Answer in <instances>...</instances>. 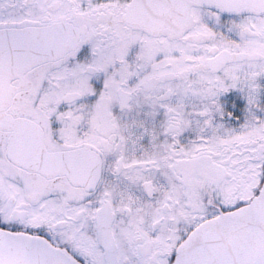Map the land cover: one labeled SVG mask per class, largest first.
<instances>
[{"label": "flooded vegetation", "instance_id": "obj_1", "mask_svg": "<svg viewBox=\"0 0 264 264\" xmlns=\"http://www.w3.org/2000/svg\"><path fill=\"white\" fill-rule=\"evenodd\" d=\"M135 2L0 0V99L4 100L0 111V230L42 240L61 251L73 264H108L104 246L98 239L96 221L105 207L113 214L110 234L116 264H173L177 249L194 229L221 214L246 206L264 184V111L260 109L257 118L241 132L233 131L240 119L224 113L220 120L217 118L220 129L216 135L223 141H213L202 147V152L186 155L180 137H186L187 143L191 140L189 145L212 140L204 135L202 139L195 136L199 127L192 116L190 129L186 128L177 141L170 140L167 147L172 153L168 160H174L176 177L173 175V181L181 187L167 194L158 214L139 211V206H135L136 209L122 207L126 202L123 194H129L126 181L168 169L163 152L154 158L123 152L114 118L119 96L128 92L132 98L142 95L167 106L173 95L164 85L184 81L187 76L204 71L200 68L202 61H186L188 67L180 70L171 63L157 62L163 41L182 43L193 50L202 49L203 60L226 51L247 53L254 57L252 63L264 64V3L232 11L190 6L181 32L175 34L164 27L153 35L147 29L125 23L130 6ZM54 26L63 27L69 33L65 40L71 35L72 45L65 52L50 54L46 61L36 64L24 61L27 55L20 54L21 51H13L31 42V36ZM174 35L180 37L174 38ZM137 36H140L138 41ZM138 51L142 60L155 63L149 76L136 82H133L135 79L113 81L128 79L120 78V67L137 62ZM242 63L248 62L226 67ZM167 73L176 74L178 79L158 84L153 92L149 91L148 81ZM73 95L79 98L62 103L64 98ZM85 99L96 101L93 108H89L91 116L88 115L87 120L80 119L73 130L60 131L63 116L68 119L64 107ZM101 105L107 106L115 125V132L107 137L99 124ZM221 111L222 105L220 115ZM165 114L169 121L166 133L175 137L181 132L182 119L171 107L165 109ZM12 122L36 128L35 135H40L47 152L88 147L99 155L102 170L95 191L75 187L65 176L49 177L14 164L7 154L13 135ZM24 137L28 136L24 134ZM107 178L111 183L116 179L120 183L111 184L109 190L103 183ZM137 185H142L147 198L157 196L150 182L137 181ZM170 188L171 185L167 187ZM43 201L50 204L42 219L43 208H36Z\"/></svg>", "mask_w": 264, "mask_h": 264}, {"label": "water", "instance_id": "obj_2", "mask_svg": "<svg viewBox=\"0 0 264 264\" xmlns=\"http://www.w3.org/2000/svg\"><path fill=\"white\" fill-rule=\"evenodd\" d=\"M262 3L264 0H136L130 6L125 23L131 27L147 29L153 35L164 27L177 34L185 28L190 6H213L232 11ZM66 34L69 35L63 27L54 26L31 36V42L27 41L20 49L13 51H21L20 54L27 55L23 58L24 61L37 64L46 61L50 54L65 52L70 48L71 35L69 40H65ZM1 36L2 34L0 38ZM254 60V57L247 53L221 51L206 59L200 68L214 75L219 74L228 64ZM177 79V75L173 73L151 78L148 81L149 91L153 92L158 84ZM7 81L8 79H4V82ZM78 98L76 95L66 97L62 103H70ZM131 100V94L123 92L118 98V111L126 110ZM3 101L0 99V111L3 109ZM99 124L105 137L115 132L112 115L107 106L100 107ZM10 128L13 135L8 143L7 154L14 164L49 177L65 176L73 186L83 187L87 192L95 191L101 178L102 159L91 149L77 147L47 152L40 135H35L36 128L20 122H12ZM24 134L28 137H24ZM112 220L113 214L110 213L109 207L101 209L96 216L99 223L97 235L100 244L104 246L108 264H116L115 245L110 234ZM0 264L73 262L42 240L0 230ZM173 264H264V184L258 195L246 206L231 213L221 214L194 229L177 249Z\"/></svg>", "mask_w": 264, "mask_h": 264}, {"label": "rangeland", "instance_id": "obj_3", "mask_svg": "<svg viewBox=\"0 0 264 264\" xmlns=\"http://www.w3.org/2000/svg\"><path fill=\"white\" fill-rule=\"evenodd\" d=\"M204 14L205 13H203V16H205ZM197 17L198 13L196 12L195 19H197ZM197 21L200 22L199 20ZM139 37L140 36H137V41ZM148 42L150 46H152V42ZM161 47L162 50L158 54V57L171 53L179 54L178 60H163L159 62L162 65L171 63L174 65V68L176 70L188 67L185 60L186 52H201L204 54V51L202 49L193 50L188 46L183 45L182 43H169L163 41ZM136 55L137 56L135 57H137V62L130 66L125 63L124 66L120 67V78L128 79H112L113 81H115L116 83L121 81L129 82L134 78L135 75L139 73L140 68H149L151 60H142V58L139 56V51ZM249 65L258 66L260 64L242 63L237 66H229L217 75H210L205 71H201L196 74L187 76L186 78H184V81L175 82L173 84H166L164 85V87L170 89L173 96H181L185 97L186 99L188 98V96H194L196 102L198 103L200 101L198 98L199 95L203 91L207 92V90H204L205 86L211 84L213 86V88H211L212 90L222 94V98L220 101L222 105V111L221 115L218 116L219 120L224 115V113L229 112L231 113V115L233 114L237 118L243 119L244 121H246L245 123L248 124L252 119V112L250 110H247L245 102L242 103L241 101L238 102L237 100H233L232 98L229 99V93L231 92L230 87H234V84L232 83L233 80L236 79L235 74L237 69L239 67ZM112 101L116 103V99H113ZM94 104H96L95 100L85 99L82 103L78 102L68 107H64L67 109L64 113H66L68 119H64L63 116L62 124L60 125V131H65L66 129L73 130L72 128L76 126L80 119L87 120L88 115L91 116L89 108H93ZM166 108H170V106H162L156 103L154 99L142 95H137L132 98L127 110L122 112H118V110H116L114 113V118L116 120V124L123 143V152H127V154L132 152L134 155H137L139 157L140 155L144 154L145 158H154L156 155H159L161 152H163L165 156L164 158L167 159V162H165V168L168 169L167 171L160 169V171L151 172L147 174L146 177H135V180L131 179V182L126 181L128 182L126 184L128 185L127 188L129 189L126 191L129 194H123L124 192H117L118 194H123V196H126V202L124 206H122L123 208L129 207L131 209H136L135 206H139V211H153V213L158 214L160 212V206L166 202L167 194L169 195L172 189L175 190L176 188L179 189V187H181L173 181V177L175 176L174 160L169 161L172 157V153L170 152V150H168L167 147L170 140L175 139L177 141V138L181 134H183L184 130L190 127V117H194L195 114L190 110H184L181 107H174L175 111L178 112L179 117L182 119V129L178 135H176L175 137H170L166 133V127L169 123L168 118L165 114ZM259 109H261V111H264V105ZM93 111L95 112V109ZM157 118H159V121L157 120ZM201 126L195 131V136L198 139L204 138V132ZM216 135L217 133L215 132L210 133L208 138L210 137L212 138V140L207 143L201 142L196 145H189L191 142V140H189V144L187 147H185L186 145L181 144L182 150L186 153V155H194L196 152H202L203 150L201 148L208 145V143H211L213 141H223L218 140L216 138ZM112 181L113 182L111 183V180L107 178L103 182L109 190H111V184L114 185L116 183H120L117 179ZM137 181H140L141 184H144V182H150L151 184H153L155 186L157 196L153 197L152 199L147 198L144 190L142 189V185L138 186ZM123 182H125V180ZM170 185L171 188L167 189V187ZM123 196L121 195V197ZM48 203L50 204L49 201H43L36 208L37 210L43 208L42 219L46 217ZM37 210L35 211V214H37Z\"/></svg>", "mask_w": 264, "mask_h": 264}, {"label": "built area", "instance_id": "obj_4", "mask_svg": "<svg viewBox=\"0 0 264 264\" xmlns=\"http://www.w3.org/2000/svg\"><path fill=\"white\" fill-rule=\"evenodd\" d=\"M201 54L185 53L186 58L198 59ZM178 54H168L161 57V59H178ZM260 67H245L239 69L236 74L234 92L238 95L242 102H245L247 110L253 111L256 107L264 104V74ZM149 71H141L139 78H143ZM211 84L206 85L204 90L199 95V102H196L194 96L185 97L175 96L172 98V104L190 109L195 115V121L203 126H210L212 129H217L216 121L212 117L214 114H219L221 110L220 101L221 93L212 90ZM220 96V97H219ZM204 116V117H203ZM243 124H239L238 130L243 129Z\"/></svg>", "mask_w": 264, "mask_h": 264}]
</instances>
